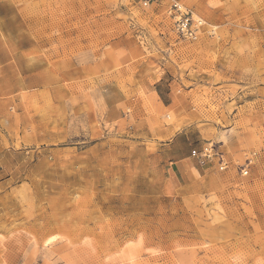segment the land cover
<instances>
[{
	"label": "rangeland",
	"instance_id": "rangeland-1",
	"mask_svg": "<svg viewBox=\"0 0 264 264\" xmlns=\"http://www.w3.org/2000/svg\"><path fill=\"white\" fill-rule=\"evenodd\" d=\"M0 264H264V0H0Z\"/></svg>",
	"mask_w": 264,
	"mask_h": 264
},
{
	"label": "built area",
	"instance_id": "built-area-1",
	"mask_svg": "<svg viewBox=\"0 0 264 264\" xmlns=\"http://www.w3.org/2000/svg\"><path fill=\"white\" fill-rule=\"evenodd\" d=\"M204 24H199L193 15L184 12L180 7L175 14V29L183 38L194 39L196 38L199 29Z\"/></svg>",
	"mask_w": 264,
	"mask_h": 264
},
{
	"label": "bare ground",
	"instance_id": "bare-ground-1",
	"mask_svg": "<svg viewBox=\"0 0 264 264\" xmlns=\"http://www.w3.org/2000/svg\"><path fill=\"white\" fill-rule=\"evenodd\" d=\"M198 23H199V24H200V23H201V24H205V23H203V21L200 20V19H198ZM49 241H50V240H49ZM49 241H46V243H47L46 245H49V244L51 243V242H49Z\"/></svg>",
	"mask_w": 264,
	"mask_h": 264
}]
</instances>
